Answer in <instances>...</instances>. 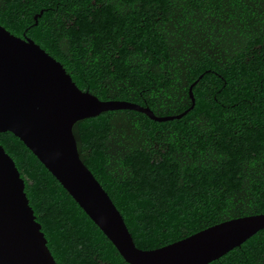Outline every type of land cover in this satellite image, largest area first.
Segmentation results:
<instances>
[{
	"label": "trees",
	"instance_id": "trees-1",
	"mask_svg": "<svg viewBox=\"0 0 264 264\" xmlns=\"http://www.w3.org/2000/svg\"><path fill=\"white\" fill-rule=\"evenodd\" d=\"M0 24L80 89L156 115L187 109L202 75L180 118L119 109L72 127L137 247L264 213V0H0ZM0 144L56 264H129L18 137L0 132ZM208 264H264V229Z\"/></svg>",
	"mask_w": 264,
	"mask_h": 264
},
{
	"label": "water",
	"instance_id": "water-1",
	"mask_svg": "<svg viewBox=\"0 0 264 264\" xmlns=\"http://www.w3.org/2000/svg\"><path fill=\"white\" fill-rule=\"evenodd\" d=\"M43 10L34 15L35 23ZM202 75L199 76V78ZM198 78V79H199ZM147 105L100 99L80 89L63 64L32 38L0 24V132L18 137L56 178L129 264H208L264 229V213L227 219L152 249L135 245L108 193L79 156L72 127L103 111L130 109L155 121ZM0 264H56L24 191V180L0 144Z\"/></svg>",
	"mask_w": 264,
	"mask_h": 264
}]
</instances>
